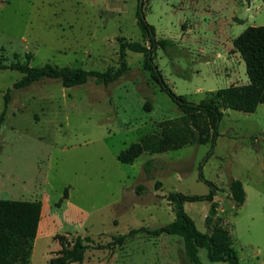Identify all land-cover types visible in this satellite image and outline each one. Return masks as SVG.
<instances>
[{"label": "rangeland", "instance_id": "rangeland-1", "mask_svg": "<svg viewBox=\"0 0 264 264\" xmlns=\"http://www.w3.org/2000/svg\"><path fill=\"white\" fill-rule=\"evenodd\" d=\"M138 6L156 38L169 41L153 57L176 94L198 103L249 82L233 40L248 26L264 25V0H0V59L23 61L31 52V65L116 69L121 37L149 46ZM126 59L117 80L90 78L72 87L46 78L17 89L22 73L0 69V115L11 87L0 123V198L42 202L30 264H49L60 248L56 234L113 242L88 249L82 264H195L181 236L139 229L174 220L170 193H208L199 172L219 189L213 201L185 202L186 212L203 232L227 228L241 264H264V103L254 112L222 108L213 147L145 151L123 163L122 150L183 114L143 68V53L127 50ZM233 179L245 190L239 205ZM199 256L204 264H229L211 261L206 248Z\"/></svg>", "mask_w": 264, "mask_h": 264}, {"label": "trees", "instance_id": "trees-1", "mask_svg": "<svg viewBox=\"0 0 264 264\" xmlns=\"http://www.w3.org/2000/svg\"><path fill=\"white\" fill-rule=\"evenodd\" d=\"M137 18L142 33L148 36L149 46L140 41L120 38L119 66L105 71L86 70L81 67L59 66L51 63L31 65L33 54H25V60L16 58L14 61L0 59V69H11L22 73L15 81L14 88H25L42 79H56L63 86L72 87L87 82L90 78L100 83H110L121 77L128 68L126 51L131 50L144 54L143 68L149 71L152 79L165 90L172 100L182 110V115L160 122L161 131L158 135H146L139 141L132 142L122 150L117 158L123 163H132L145 151L163 153L178 149L186 144L211 142L213 147L219 136V124L223 117L222 108H231L243 112H254L260 103H264V25H251L243 30L233 40L234 49L245 61L249 82L246 84H231L219 88L213 97L202 99L195 103L184 95L176 94L166 83L154 62V53L159 46L166 49L168 39L156 38L155 27L147 22L144 11L138 6ZM11 98V87L4 95V109L0 115V123L4 118ZM149 163H146V165ZM199 178L209 184L206 194H186L180 191L172 192L168 199L175 207L173 221L153 230L140 228L153 236L161 234L179 235L183 238L184 248L189 260L195 264H204L199 256V249L206 248L211 261H227L229 264H241L237 250L232 244L229 230L216 226L211 233L201 231L194 219L186 212L185 202L213 201L218 187L206 180L202 172ZM231 196L236 204L245 200L243 183L239 179L230 182ZM67 197L65 190L60 202ZM42 202L40 200H19L0 198V264H30L34 239L38 233L41 219ZM137 230L116 238L122 242ZM60 244L56 254L49 259V264H82L85 253L90 248L101 249L113 244L92 245L89 236H77L69 240L65 234H56Z\"/></svg>", "mask_w": 264, "mask_h": 264}]
</instances>
